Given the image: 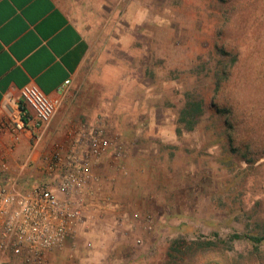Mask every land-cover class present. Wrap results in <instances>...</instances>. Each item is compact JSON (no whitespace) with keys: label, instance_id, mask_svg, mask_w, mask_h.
Wrapping results in <instances>:
<instances>
[{"label":"rangeland","instance_id":"1","mask_svg":"<svg viewBox=\"0 0 264 264\" xmlns=\"http://www.w3.org/2000/svg\"><path fill=\"white\" fill-rule=\"evenodd\" d=\"M55 2L90 43L66 101L111 149L103 210L45 264H264V0ZM189 100L204 113L177 133Z\"/></svg>","mask_w":264,"mask_h":264},{"label":"built area","instance_id":"2","mask_svg":"<svg viewBox=\"0 0 264 264\" xmlns=\"http://www.w3.org/2000/svg\"><path fill=\"white\" fill-rule=\"evenodd\" d=\"M69 86L65 81L59 96L50 98L28 83L19 91L18 106L0 119V264L7 257L22 264H45L51 251H74L75 232L98 200L101 184L92 167L111 149L101 125L71 130L66 143L51 147L38 164L29 156L19 175L10 174V152L27 134L35 152ZM122 156L117 147L114 160ZM31 168L36 176L24 175ZM146 223L150 229V217Z\"/></svg>","mask_w":264,"mask_h":264},{"label":"crops","instance_id":"3","mask_svg":"<svg viewBox=\"0 0 264 264\" xmlns=\"http://www.w3.org/2000/svg\"><path fill=\"white\" fill-rule=\"evenodd\" d=\"M89 51L87 36L55 0H0V119L18 106L19 91L28 83L37 85L50 98L59 96L58 89L65 81H70L68 90L73 88L85 67ZM66 100L64 95L60 112H56L45 129L35 152L31 153L33 141L28 134L10 152L11 175L20 174L19 167L27 157L33 158L36 165L51 147L66 143V135L72 128L80 130L89 126L82 120L75 122L73 115L78 111ZM77 109L80 116L93 117L82 110L81 105ZM24 175L36 176V169L31 168ZM106 190L109 192L108 188ZM107 191L103 187L102 194ZM100 202L96 199L91 210L97 212L103 206ZM112 202L109 197V203ZM88 246L91 247V243ZM61 257L59 253H51L49 261L59 264L63 261Z\"/></svg>","mask_w":264,"mask_h":264},{"label":"trees","instance_id":"4","mask_svg":"<svg viewBox=\"0 0 264 264\" xmlns=\"http://www.w3.org/2000/svg\"><path fill=\"white\" fill-rule=\"evenodd\" d=\"M235 60V56L233 57ZM233 62V61H232ZM218 84H216V90H218ZM204 113V108L202 101L198 100H189L187 101L182 109L178 113V124L177 127V133H180V128L183 126V128L186 131H192L194 129V126L196 125V122L199 120V118ZM250 240L258 243L261 241L260 238L250 237Z\"/></svg>","mask_w":264,"mask_h":264}]
</instances>
